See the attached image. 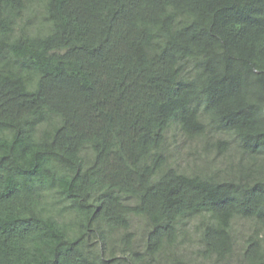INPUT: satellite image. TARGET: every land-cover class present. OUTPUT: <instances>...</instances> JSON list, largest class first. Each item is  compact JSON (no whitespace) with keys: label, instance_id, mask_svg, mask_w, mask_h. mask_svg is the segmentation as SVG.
Segmentation results:
<instances>
[{"label":"trees","instance_id":"trees-1","mask_svg":"<svg viewBox=\"0 0 264 264\" xmlns=\"http://www.w3.org/2000/svg\"><path fill=\"white\" fill-rule=\"evenodd\" d=\"M137 217L125 264L193 217L203 260L232 264L246 219L236 264H264V0H0V264H124Z\"/></svg>","mask_w":264,"mask_h":264},{"label":"rangeland","instance_id":"rangeland-1","mask_svg":"<svg viewBox=\"0 0 264 264\" xmlns=\"http://www.w3.org/2000/svg\"><path fill=\"white\" fill-rule=\"evenodd\" d=\"M176 127H173L170 131L169 141L172 148V152L174 154V159L180 165L181 169H185L187 171L198 170L201 166L200 159L196 160V157H199V153L202 152L203 149V140H188L184 138L179 132H176ZM196 150H199V153H196ZM210 156L215 157L216 150L212 149L210 151ZM232 159L237 160V156L233 155V151L229 152ZM204 155V153H203ZM221 160V159H220ZM201 217H193L190 219H186L180 225V237L177 243V247L173 249H169L167 253L173 256L172 259H168L171 257L169 255L159 256L161 260L156 264H176V260L184 259L191 264H211V261L203 260L202 256H200V249L202 248L200 242V233L196 230L198 223L200 222ZM142 225L143 221L140 218H134L131 226V231L135 232V235L132 238V243L130 245V250L127 253L123 254L124 244L120 241V233L114 232L112 234L113 238L109 241V250L107 251V255L109 257L110 252L114 250V253L117 257H121V260L124 257L130 256V253L134 250H139L140 252H144V239L142 236ZM253 226L249 220L246 219H236L234 223V232L237 237V245H236V253L232 258V264H236L238 261V252L240 248L243 246L244 240L252 233ZM98 245V242H96ZM99 246L101 244L99 243ZM148 259V258H146ZM149 260V259H148ZM123 261V260H122ZM169 261V262H168ZM122 263H126L123 261ZM148 264V263H145ZM150 264H153L152 262Z\"/></svg>","mask_w":264,"mask_h":264}]
</instances>
